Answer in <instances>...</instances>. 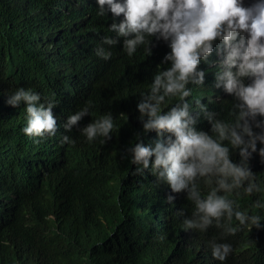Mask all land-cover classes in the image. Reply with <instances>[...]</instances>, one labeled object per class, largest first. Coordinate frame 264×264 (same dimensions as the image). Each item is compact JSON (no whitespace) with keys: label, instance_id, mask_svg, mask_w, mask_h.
<instances>
[{"label":"trees","instance_id":"obj_1","mask_svg":"<svg viewBox=\"0 0 264 264\" xmlns=\"http://www.w3.org/2000/svg\"><path fill=\"white\" fill-rule=\"evenodd\" d=\"M98 10L97 0H0V264H264V228L240 226L230 234L214 222L206 231L186 229L184 220L196 207L187 193L168 202L163 182L148 171L135 173L130 159L122 158L137 133L144 142L157 135L144 131L137 104L154 74L170 66L161 63L170 48L149 37L150 44L129 56L121 37L117 45H103L111 49L110 59L97 56L95 49L105 35H115L109 25L119 18L111 11L99 16ZM222 58L214 49L211 63L198 65L206 71L205 83L190 84L187 99L199 97L230 120L234 98L215 87ZM20 86L57 101L53 112L61 121L91 101V114L80 126L111 113V139L89 142L78 127L69 132L60 121L56 134L41 142L25 134L26 105L6 102V93ZM196 127L211 126L201 115ZM64 134L75 143H62ZM232 158L239 160L238 150ZM249 165L262 191L230 198L264 224V209L254 207L264 200L258 151ZM199 185L205 196L214 186L204 178ZM221 223L239 224L226 217ZM213 239L233 246L223 262L210 256L207 242Z\"/></svg>","mask_w":264,"mask_h":264},{"label":"clouds","instance_id":"obj_2","mask_svg":"<svg viewBox=\"0 0 264 264\" xmlns=\"http://www.w3.org/2000/svg\"><path fill=\"white\" fill-rule=\"evenodd\" d=\"M97 4V15L111 11L119 17L109 25L115 35L102 38L103 44L95 49L97 56L110 59L112 51L103 45H117L121 37L129 56L140 45L150 44L149 37L163 39L170 48L161 62L170 66L154 74L149 90L140 93L137 104L144 131L154 130L157 135L144 142L137 133L136 142L126 148L122 158L130 159L135 173L148 171L163 182L168 202L177 201L179 192L187 193L196 207L184 220L186 229L206 231L214 222L230 234L240 226L264 228L260 215L240 210L230 198L241 191L248 195L262 191L249 161L257 151L264 160V0L248 5L244 0H97ZM214 49L223 54L215 87L234 98L230 120L220 118L199 97L194 103L187 99L193 93L190 84L204 85L206 71L198 65L211 63ZM6 95L12 106L26 105L22 131L39 142L56 134L61 124L57 121L69 132L78 127L89 142L98 136L105 138L103 142L111 139L115 127L111 113L80 126L79 122L91 114V101L61 121L53 112L58 102L42 100L38 91L20 86ZM201 115L210 123V130L196 127ZM61 142L75 143L67 134ZM237 150L239 160L235 161L232 155ZM200 178L214 185L206 196ZM254 207L264 209V200H255ZM225 217L229 222L235 218L239 224L222 225ZM207 243L214 261H225L233 251L228 242L213 239Z\"/></svg>","mask_w":264,"mask_h":264}]
</instances>
